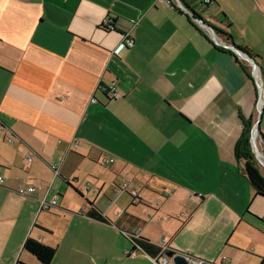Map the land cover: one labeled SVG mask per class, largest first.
<instances>
[{
    "label": "crops",
    "instance_id": "crops-1",
    "mask_svg": "<svg viewBox=\"0 0 264 264\" xmlns=\"http://www.w3.org/2000/svg\"><path fill=\"white\" fill-rule=\"evenodd\" d=\"M204 2L0 0V264H42L30 236L50 264H174L126 254L134 232L202 264L264 263V196L235 155L242 116L259 119L264 0Z\"/></svg>",
    "mask_w": 264,
    "mask_h": 264
},
{
    "label": "trees",
    "instance_id": "trees-1",
    "mask_svg": "<svg viewBox=\"0 0 264 264\" xmlns=\"http://www.w3.org/2000/svg\"><path fill=\"white\" fill-rule=\"evenodd\" d=\"M210 2L211 0H208V2L205 1L204 3L208 4ZM193 13L197 14L196 12ZM103 27L107 30L112 29L106 26L105 24H103ZM103 92H108V90L104 88ZM242 123H243L242 134L237 142L235 155L239 160L244 162L246 176L249 182L251 183V185L256 190L257 195L264 196V175L260 169V161L256 157L255 151L253 149V144L251 141L254 119L252 117L245 118L244 116H242ZM262 152L264 153V144L262 145ZM88 205H89V211L87 214L89 217L103 222L108 221L104 213L94 203L88 201ZM126 237L131 242L133 246V250L145 251L154 258H158L161 255H164L167 252L172 251L171 248L168 247L164 248L163 246L158 245L150 241L149 239H146L141 235H138L135 232L127 233ZM24 249L30 252L31 254H33L42 264H50L57 252V249L55 247L47 245L31 236L26 239L24 243ZM17 264H26V263L18 261Z\"/></svg>",
    "mask_w": 264,
    "mask_h": 264
},
{
    "label": "built area",
    "instance_id": "built-area-1",
    "mask_svg": "<svg viewBox=\"0 0 264 264\" xmlns=\"http://www.w3.org/2000/svg\"><path fill=\"white\" fill-rule=\"evenodd\" d=\"M169 1H171V0H169ZM205 1L208 2V0H205ZM182 8H185L184 5H182ZM186 11L189 12L188 10H186ZM189 13H191V12H189ZM194 19H195L196 22H198L200 25H202L204 27L201 19H199L197 17H194ZM104 24L106 26H108L109 28H114L113 21H112L111 18L106 19L104 21ZM208 30H210L213 34L215 33V30L212 29V28H209ZM133 45H134V39L132 38L130 33H126V34H124L122 41L120 42L119 46L117 47L116 52H118V51H120L121 49H124V48H131V47H133ZM228 47L231 48V46H228ZM259 88L261 89V86H259ZM107 90H110V91L113 92L114 98L121 97V94L116 90V85L115 84L109 86L107 88ZM258 103H260V100H259ZM258 106H259V104H258ZM9 141H10V143H12L13 139L10 138ZM28 159L32 160L31 157H29ZM113 161H114L113 159H110V160H107L106 162L111 163ZM52 167L55 170L56 174H58V165H53ZM2 181H3V179H2V177H0V182H2ZM120 190L128 192L131 195V197L133 198L134 202L137 201V199H138L137 190L130 188V181L129 180H126V181L122 182V184L120 185ZM35 191H36V187L33 186V185L20 186L18 188V192L21 195H30V194L34 193ZM95 192L98 193L97 190ZM55 203H56V201H53L52 204L55 205ZM41 204H42V207L47 208V207L50 206L51 203L47 202L46 199H44L41 202ZM136 253H137V250H133V249H131L130 251H126V254H128V255H136ZM163 259L165 260L166 258L163 257ZM188 259H189L191 264H202L204 262L202 259L194 258V257H190V256L188 257ZM161 260H162V258H161Z\"/></svg>",
    "mask_w": 264,
    "mask_h": 264
},
{
    "label": "water",
    "instance_id": "water-1",
    "mask_svg": "<svg viewBox=\"0 0 264 264\" xmlns=\"http://www.w3.org/2000/svg\"><path fill=\"white\" fill-rule=\"evenodd\" d=\"M195 17V16H194ZM204 27H206V29H209V28H212V26L205 20H201ZM213 29V28H212ZM262 87V86H261ZM264 104V102H263ZM261 113H262V110L260 111V114H259V119L258 121L256 122L254 128H253V131H252V137H251V141H252V144L253 146L256 145L255 143V140L253 139V135H254V130L256 129L257 131L259 130V123H260V117H261ZM257 153H256V157L257 159L260 161L261 164H264L263 162V159L260 157V151L259 149L257 148ZM166 256L170 259H172L173 263L174 264H191L189 259H188V255L184 252H181V251H174L172 250L171 252H167L166 253Z\"/></svg>",
    "mask_w": 264,
    "mask_h": 264
},
{
    "label": "rangeland",
    "instance_id": "rangeland-1",
    "mask_svg": "<svg viewBox=\"0 0 264 264\" xmlns=\"http://www.w3.org/2000/svg\"><path fill=\"white\" fill-rule=\"evenodd\" d=\"M252 70H253V67H252ZM263 80H264V77H263ZM259 86H262L261 87V89H262V95H263V99H264V83H262V85H261V83L259 84ZM259 88V87H258ZM261 89L259 88V91H261ZM259 98H260V95H259ZM259 104V106L257 105V110H256V113H257V117L259 116V110H258V108L260 109V103H258ZM256 117V118H257ZM255 124H256V120H254V126H255ZM254 126H253V128H254ZM253 131V130H252ZM255 131V130H254ZM255 143H256V145L255 146H253V149H254V151H255V154L258 152L257 151V148L259 149V151H260V157L261 158H263V160H264V153L262 152V143H261V141H260V136H259V132H257V137H256V139H255ZM260 169H261V171H262V173H263V175H264V165L263 164H261L260 163ZM197 194H199V193H197ZM196 194V195H197Z\"/></svg>",
    "mask_w": 264,
    "mask_h": 264
},
{
    "label": "bare ground",
    "instance_id": "bare-ground-1",
    "mask_svg": "<svg viewBox=\"0 0 264 264\" xmlns=\"http://www.w3.org/2000/svg\"><path fill=\"white\" fill-rule=\"evenodd\" d=\"M260 72V71H259ZM256 75L257 76H261V73L260 74H258V71L256 70ZM261 101H263L262 100V89H261V99H260V111H261V108H262V105L263 104H261ZM263 103V102H262ZM256 131V132H255ZM255 131H254V135H253V137H254V139H256V137H257V130L255 129ZM263 159V158H262ZM263 162H264V160H263Z\"/></svg>",
    "mask_w": 264,
    "mask_h": 264
}]
</instances>
